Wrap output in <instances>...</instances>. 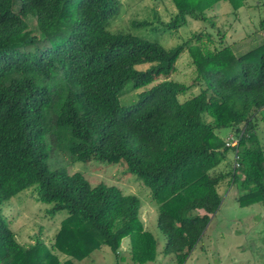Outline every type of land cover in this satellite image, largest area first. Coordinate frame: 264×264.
I'll use <instances>...</instances> for the list:
<instances>
[{"label":"trees","instance_id":"1","mask_svg":"<svg viewBox=\"0 0 264 264\" xmlns=\"http://www.w3.org/2000/svg\"><path fill=\"white\" fill-rule=\"evenodd\" d=\"M221 1L233 12L246 2L171 0L175 13L159 21L163 30H177L192 18L216 32H192L167 48L146 35L109 29L120 0H0V264H78L103 245L117 255L126 237L134 264L157 256L140 199L116 185L91 184L63 165L51 169L50 149L72 162L123 161L149 189L165 237L161 253L172 254L177 264L186 261L218 210L223 182L236 187L240 206H264L258 133V119L264 121V19L257 44L236 49L210 14ZM129 24L151 22L134 18ZM183 52L193 67L190 83L169 78ZM129 81L144 89L122 105L119 96ZM194 88L198 92L187 96ZM222 128L230 129L236 145H226ZM229 152L233 165L217 170ZM29 187L51 214L66 212L50 246L37 237L20 244L2 216L3 202Z\"/></svg>","mask_w":264,"mask_h":264},{"label":"rangeland","instance_id":"2","mask_svg":"<svg viewBox=\"0 0 264 264\" xmlns=\"http://www.w3.org/2000/svg\"><path fill=\"white\" fill-rule=\"evenodd\" d=\"M120 13L109 26L110 30L131 32L138 35H146L157 40L164 47H171L181 43L192 32L209 29L207 23L189 18L187 23L177 30H163L160 22H167L175 13V7L171 0H120ZM216 25L225 32L226 41L234 44L236 49L242 45L249 49L257 44L259 23L264 19V0H246L245 5L233 12L227 2H218L214 11ZM146 19L151 22L146 27H131L132 19ZM30 29L34 27V19L27 18ZM156 25V26H155ZM263 37V36H262ZM150 64H139L138 69L147 68ZM193 76V67L186 52H183L177 61V70L169 77L172 80L190 83ZM144 88H133L132 82H127L119 96L122 105H129L137 99L138 93ZM187 96L198 92L197 88ZM184 97H181L183 99ZM223 138L229 137L230 129L222 128L218 131ZM258 133L264 146V121L258 119ZM53 152V151H52ZM48 165L51 169L63 165L70 173H82L91 184L104 182L118 186L126 194H134L141 201L140 217L144 215L146 228L157 239L158 249L161 250L165 237L156 224L157 208L150 199V191L144 185L141 178L127 171L125 163L120 161L107 164L94 159L88 161L72 162L67 154L61 150L52 153ZM234 154L229 152L226 160L216 168L217 170L229 169L233 165ZM227 161V162H226ZM218 191L221 194V204L218 210L210 218L207 229L203 235L201 244L204 243L203 264H264V206L254 203L248 206H240L236 200L237 189L233 184L223 182ZM33 187H29L2 204V216L15 232L17 241L22 245H29L35 237L40 238L50 246L53 238L60 228L65 211L55 214L49 212L50 205L37 201L34 197ZM142 219V218H141ZM129 243L126 237L122 240V247ZM200 248V247H199ZM198 248V249H199ZM61 259L64 254L58 253ZM220 255L225 257L220 258ZM78 264H134L129 258V251L118 250L115 255L107 245L95 250ZM145 264H177L172 254L164 255L161 251L153 262ZM187 264H190L187 262Z\"/></svg>","mask_w":264,"mask_h":264},{"label":"crops","instance_id":"3","mask_svg":"<svg viewBox=\"0 0 264 264\" xmlns=\"http://www.w3.org/2000/svg\"><path fill=\"white\" fill-rule=\"evenodd\" d=\"M198 213H203V211H201V210H198L197 211ZM211 217L213 216V215H210ZM141 218H142V220H143V222H144V227L146 228L147 226H146V223H145V218H144V215L143 214H141ZM147 229V228H146ZM207 229V228H206ZM204 235V234H203ZM202 238H203V236H202ZM202 238H201V240L197 243V245L195 246V248L190 252V254H189V256H188V258L186 259V261L183 263V264H187V262H189L190 264H203V263H200V261H201V259H204L203 258V250H201L203 247H204V243H203V245L201 244V241H202ZM121 245H122V242H121ZM120 245V250H121V248L122 249H124V250H128L129 251V243L127 244V245H124V247H122ZM200 247V248H199ZM199 248V249H198ZM204 249V248H203ZM161 250H159L158 249V245H157V256H156V258L158 257V254H159V252H160ZM221 257L220 258H222V260H223V258L225 257L224 255H220ZM129 258H130V254H129ZM155 258V259H156ZM154 261V260H153ZM153 261H149V262H153ZM232 261H230V262H228V264H230ZM219 264H221V263H219Z\"/></svg>","mask_w":264,"mask_h":264},{"label":"built area","instance_id":"4","mask_svg":"<svg viewBox=\"0 0 264 264\" xmlns=\"http://www.w3.org/2000/svg\"><path fill=\"white\" fill-rule=\"evenodd\" d=\"M262 35L264 36V29L262 31ZM225 143H226V145H230V146L236 145L237 144V138L234 137L233 133H230L229 137H227L225 139ZM235 158H236V156H235Z\"/></svg>","mask_w":264,"mask_h":264}]
</instances>
